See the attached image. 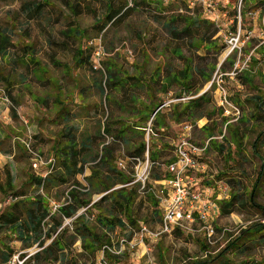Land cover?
Masks as SVG:
<instances>
[{"label": "rangeland", "instance_id": "obj_1", "mask_svg": "<svg viewBox=\"0 0 264 264\" xmlns=\"http://www.w3.org/2000/svg\"><path fill=\"white\" fill-rule=\"evenodd\" d=\"M24 2H31L33 5L40 3L43 6L38 13L26 14L21 9ZM108 3H111L114 10L121 11L119 18L117 17L113 22L107 18ZM207 3H211L212 7H207ZM67 4L75 6L77 14H72ZM247 5L251 7L253 4L248 3ZM260 8L264 11L262 6L247 10L255 12V15L240 14L235 26L233 14L235 9L237 14L240 12V0H8L2 4L0 7V29H5L10 33L11 41L15 46L8 49L4 56L0 55V184L5 181V165L9 167L16 186L26 182L27 173L45 175L47 166L43 165L38 170H32L25 155L27 151L24 141L29 135L35 137L36 140L46 132L71 128L70 131L76 135L83 129L92 135L93 140L97 143L98 151L86 154L84 173L77 174L74 178H67L65 183L55 185L51 189V194L54 196L53 200L62 201L70 185L77 182L84 190L82 191L83 197L89 199L90 204L99 201L105 194L102 190V183H97L95 180L90 183L87 178L92 166L99 169L94 163L98 158L100 147L108 139L110 140L111 135L116 134L119 129L118 125L126 123V126H129L130 122L136 118L135 113L143 110L144 105L133 102V100L137 101L144 97L155 102L152 97L161 91L159 87L161 83L157 84L158 78H161V72L165 71L174 78L167 82V87L172 85L176 89L173 91L172 98L182 95V91L179 89H184L182 86L184 79L181 82L179 80L182 79L181 74L188 62L187 65L190 66L188 82L196 90L208 84H212V87H218V83L227 85L228 80L225 79L227 74L221 68L220 61L229 50L228 39L232 33L240 31L242 38L247 34L250 35V38L242 44L240 50L236 49L227 56V60L230 59V62L226 65V70L232 65L233 69L236 65L239 70L233 80L245 82L246 78L247 81H254L264 87V73H262L264 69L261 70L257 65L256 71L253 70L256 66L254 47L259 45L257 47L259 49L260 45H264L260 38L261 19L264 13ZM190 13H192L191 16H189ZM187 16L199 21V23L190 26L189 34L183 32L185 25L181 20ZM99 20L100 22H98ZM70 25L86 29V37L80 42L64 39L61 31ZM173 30L179 33V39L176 40ZM213 31L217 36L213 45H209V42L203 44L197 42L200 40L199 38H203ZM78 44L84 45V48L92 49L90 62L84 67L76 66L72 59L73 50ZM22 46L30 47V56H33V59L39 63L36 69L27 66L30 65L28 61L20 60L24 57ZM219 48H221L220 51ZM96 50L99 51V55L94 53ZM175 51L177 53H171ZM217 51L218 53H216ZM29 57L27 56V58ZM245 63L246 65H244ZM162 64H167L168 70ZM242 68L251 71L241 74ZM200 69L204 73L203 76L210 75L211 78L209 80L202 79ZM144 77L147 79L150 77L148 83L145 82ZM141 78L143 84L139 83ZM117 79H120L118 85L121 87L120 89L108 85L109 80ZM149 87H152V90H149ZM59 88L60 93L58 92ZM55 90L56 92H54ZM55 93L62 94V98L67 103L69 102L68 108L71 114L67 122L50 120H54L52 96ZM148 93H151L152 97H149ZM71 96L75 99L73 104H71ZM82 100L86 107L81 111L77 109V106ZM158 103H154V106L151 107H145L144 113L148 118L151 117V112ZM209 113H211V104L204 101L201 103L200 109H196L197 117L204 114L209 115ZM81 114L84 116L83 119H81ZM155 119L160 120L159 114L155 116ZM252 122L254 127L250 129L246 124L251 125L249 116L247 114L239 115L237 123L239 126H243V133L248 134L244 140L241 139L244 143L248 141L251 132L257 133L256 121L252 120ZM103 125H109L112 129L109 135H103ZM236 125L230 126L224 135L228 136L230 130L237 131ZM222 132L220 131L218 134H222ZM127 133H129L128 136L130 135L127 138V141L131 142L130 147L124 146V151L117 153L120 157L132 155L129 151L134 148L132 142L138 143L146 139V137L143 139L139 133ZM189 139L191 140V138ZM37 140L35 145L37 151L46 157H56L57 160V156L54 155L55 151H51L48 142L43 144L42 138L41 142ZM207 140L209 139L206 138L201 143L191 141L201 145ZM152 141L150 139L149 142L151 148H153ZM212 141L216 140L210 139L209 145ZM38 142L42 145L37 144ZM113 148L116 149V147ZM207 151L203 155L205 161ZM152 156L151 150L150 157ZM141 157L143 161L147 159L145 154ZM159 157V163H164L173 156L168 152L160 154ZM229 160L231 163L237 164L231 154L217 158L216 165H209L206 161L208 168L204 174L207 173L216 180L224 179L228 176L224 168H226L225 165H229ZM238 161H240L239 165H242L240 168H243V172H245L246 181L243 180L244 185H242L239 183L241 180L237 178L235 180L239 181L236 186L238 184L241 188L240 191H243H239L238 195H242L244 198L242 193H247L250 190L251 181L254 180V165L255 163L258 165V160L254 159V154L248 153L241 154ZM60 171L61 169H57L53 173ZM165 173L163 167H153L146 184L149 183L152 188L154 185L157 187L158 184H155L152 177L165 175ZM101 175L103 183H111L112 189H119L123 186L117 182L118 178L115 175L108 176L109 178L105 177L104 173ZM202 185L213 187L216 184L213 181L207 183L205 181ZM124 186L125 189L134 191L131 214L133 219L138 221V225L135 226L132 233L129 230L122 232L116 228L109 236L114 245L118 244V239L125 237L128 241L135 243V246L133 249L126 247V250L118 256L117 261L108 259L109 264L116 262L119 264H161L165 261L172 262V259L175 263L178 258L184 257V255L191 260H196L209 254L211 257L228 258L232 264H264V239L245 238L238 243L240 244V248L236 249L238 251H234L235 248L231 247L228 250L231 252H224L232 241L241 237L243 231L255 222L259 215L254 212V208L239 204L232 214L220 217L215 224L216 233L211 239L212 245L207 242L205 235L201 232L184 234L179 237L162 236L160 239L154 240L149 237H141L138 228L142 224L150 230H155L159 222L157 213L162 212L161 208H157L153 204L150 194L142 189L141 182H130ZM236 186L234 188L237 192ZM25 190L32 191L31 187L27 186ZM152 198L155 200L154 196ZM6 203H8V199H5L0 191V206ZM256 203L264 207V193L258 195ZM87 207H80L79 212L85 214L86 223L101 236L106 232L105 228L97 221L98 210L104 211L106 215L121 216L117 212V208L112 207L109 200L99 201L98 207L92 206L89 209ZM64 223L69 224L70 219L64 220ZM261 234L264 235V232ZM244 245H246V249L243 248ZM205 248L208 250L207 253L203 251ZM35 249V247H31L27 250L31 252ZM98 253L96 258L91 260V257L84 254L79 242L76 244L73 255L76 258V264H96ZM162 258L163 261L160 262ZM19 262L15 255L9 264H18Z\"/></svg>", "mask_w": 264, "mask_h": 264}, {"label": "trees", "instance_id": "obj_2", "mask_svg": "<svg viewBox=\"0 0 264 264\" xmlns=\"http://www.w3.org/2000/svg\"><path fill=\"white\" fill-rule=\"evenodd\" d=\"M7 1L8 0H0V7ZM248 3H251L253 5L250 7L247 5ZM240 5V14L246 16L249 12L247 11L249 8H259L260 6L264 8V0H240ZM42 6L43 4L40 3L33 5V3L31 2H24L21 5V9L26 14L31 12L38 13L41 10ZM68 8L70 9L72 14H77V8L75 6L68 5ZM262 13H264V11H262ZM106 14L107 18L110 19V22H113L117 17L119 18V16L121 15V11L114 10L111 3H108ZM191 15L192 13H190L189 16ZM189 16L181 19L185 25L183 32L186 34H189L188 32L191 25L199 23L198 20H194ZM233 16V24L236 26L238 16L236 9ZM98 22H100V20ZM173 32L176 40L179 39V33H176V31L174 30ZM213 32L203 38H199L200 40H198L197 42L202 44L204 42H209V45H213L217 37L215 35V32ZM86 34V29H81L74 25H70L66 29L61 31V35L64 39L77 42H80V40L84 39L86 37ZM12 46L15 45L11 41L10 33L5 29H0V55L4 56L8 49H10ZM29 48V46H22V55L24 57H22L20 60L28 61V64L30 65L27 66H32L36 69L38 67L37 64L39 63L35 59H33V56H30L31 54L29 52ZM220 50L221 48H219V51ZM216 53H218V51ZM27 56L30 57L27 58ZM91 56L92 49L90 47L84 48V45L82 46L78 44L75 50H73L72 59L76 66L84 67L90 62ZM224 67L225 63H222L221 68ZM189 71L190 66L185 65L184 70L181 74L182 78L184 79V83L182 84V86H184V89L187 88V77ZM199 72H201L200 74L202 75V79L209 80L211 78L210 75L208 77L203 76L204 73L201 69L199 70ZM119 80L120 79L109 80L108 85L112 88L114 86L116 87V89H120L121 87L118 86L120 84ZM139 83L141 82L139 81ZM134 86L137 87L138 85ZM149 90H152V87H149ZM165 90L166 89L163 87V92ZM54 92H56V90ZM58 92L60 93V88ZM150 94L149 97L151 96ZM52 98V105L54 108L53 121L59 122L61 120L62 122H67L71 114L68 108L69 102L67 103L66 100L62 98V94L58 93H55ZM70 100L71 104H73L75 101L73 96H71ZM202 102V99H197L196 109H200ZM152 106H154V103ZM261 117L262 116H259V114L254 115V118H256V120L260 119ZM147 119L150 120V118ZM154 121L155 118L151 121V125L154 124ZM70 130L71 128H69L68 130H60L58 136L60 140H57L56 143L59 145L60 142L64 141L66 143V146L63 148H54L53 151H55L54 155L57 156V160L56 157H53L54 163L53 165H48L45 168V175H34L27 173L26 182L20 186H16L9 167L7 165L4 166L5 181L0 184V191L5 196V199H8V203L1 206L0 208V264H9L15 255H17V258L19 261H21V264H76V258L73 255V252L76 249L74 243L77 239L80 240V246L84 254L91 257V260H94L96 258V254L100 251L101 247L104 244H112L109 235L116 228H119L122 232L129 230V232L132 233L135 230V226L138 225V221L133 219L131 214V206L134 202V191L125 189L126 187L124 186L125 184L130 182L134 183L132 167L133 164L131 162H128L126 170L117 168L116 162L121 157L114 154L115 148H113L118 144V140L121 139L119 138V136L120 133H123V131H116V134L114 136L111 135L110 140L108 139L101 145L98 158L94 163V165H97L99 169L95 168V166H92L90 174L87 178L90 183H92L93 180H95V182L97 183H102V190L103 192H105V194L101 196L99 201L109 200L112 204V207L117 208V212H119V214L121 215L120 217L114 214L106 215L104 214V211L98 210L97 221L102 227L105 228L106 234L102 236L98 235L84 220L85 214L79 212V209L82 206H88L87 209L92 206L98 207L99 201L90 204V200L85 199L82 195V191L84 190L79 185V183L75 181L74 184L70 185L68 191L63 197V200L60 201L62 202V204L56 210L52 209V201L56 200H53L54 196H52L51 194V189L55 185L67 182V178H74L77 174L84 173L85 157L87 156V153L91 152L90 149L84 150L81 148L79 150H76V135ZM111 132L112 129L109 125H103L104 136L109 135ZM141 137L144 139L143 134H141ZM34 138L35 137H32L34 142L33 145L35 147L36 140L38 139L37 141L41 142V139L40 137H37L36 140ZM143 141L138 142L134 146L133 150L130 151L132 155H123L122 157H141V155L144 154L146 139ZM40 142H38L37 144H39ZM92 142L96 143V141L94 140H92ZM150 152L151 149L149 151V160L155 163L158 162V164H154L152 168L160 166L164 169V166L162 165L163 163H159V159H155L154 153L153 156L150 157ZM25 155L28 158L30 164V156L28 155V153H25ZM129 163L130 165H128ZM57 169H61V171L58 173H53ZM102 173H104L105 177L115 175L118 178L117 182H120L121 184H123V186L119 189H112L113 185L111 183H103L101 175ZM165 177H167V172L165 173V175H154L152 179L160 181ZM242 177H244V179H238L242 182H235L225 179L229 189L235 190L234 187L238 182L244 185L243 180L246 181L245 172L242 173ZM256 181L260 182L261 179L257 177ZM26 186L31 187L32 191L27 192L25 190ZM149 187L150 185L148 183L144 191L150 194L151 199L153 200V204L158 208V201L157 199L154 200L152 198L153 194L151 193V191H149ZM236 188L238 191L232 194L229 200L227 199L226 201L220 203L219 206L221 214L229 215L233 213L236 207H238L240 204L247 205L249 208H254V212L258 213L259 216H257L255 222H253L249 228L243 231V235L241 237H238L227 246L224 252L228 251L231 247L238 249L239 247H236V245L245 238L249 239L250 237H256L259 239H264V235L261 234L262 232H264V222H262V220H264V207L256 203L258 194L256 191L257 187L256 185H254V180L251 181L250 190L247 193H242L244 194V198L242 197V195H238L239 191L241 190L238 184ZM65 219H70V223L64 224ZM141 225L142 224L139 225L138 230H140ZM15 240L21 243L20 249H16L13 245L10 244ZM245 246L246 245H244L243 247L244 249H246ZM31 247L36 248L32 254L21 251ZM203 251H205L206 253L208 252L206 248L203 249ZM107 257L110 260L112 259L113 261H116L115 259L118 256L107 255ZM218 258H221V256L211 257L209 254L205 255L204 258L196 260L189 259L185 262V264H213ZM161 261L162 260L160 259V262ZM115 264H117V262Z\"/></svg>", "mask_w": 264, "mask_h": 264}, {"label": "crops", "instance_id": "obj_3", "mask_svg": "<svg viewBox=\"0 0 264 264\" xmlns=\"http://www.w3.org/2000/svg\"><path fill=\"white\" fill-rule=\"evenodd\" d=\"M256 43V41H254ZM259 45L254 47V63L256 66L254 67V71H256L257 65L260 66L261 70L264 69V45H260V48L257 49ZM257 49V50H255ZM171 53H176V52H171ZM240 53V52H239ZM227 54L224 55V57L221 59L220 63H225V67L222 68L225 72V79L228 80L227 85H222L223 89L227 93L228 100L230 102V106H220V97H221V92L219 87L213 86L212 84H208L203 88L195 89L192 84H190L188 81L187 77V88L186 89H179L182 91V95L177 97V98H172L173 91L176 90L175 88L170 85V87H167V82L169 80H173L174 78L170 75H168L165 71L161 72V78H158L159 81L158 83H161L159 87L161 88V91L158 92L156 95H154V101L152 100H147L144 97H141L137 101L133 100V102H138V104L144 105L143 110H139L138 113H135L136 118L130 122L131 124L127 127L126 123L125 124H120L118 125V130L117 131H123V133H120L118 140V144L115 146L116 149L114 150V154L117 155L118 152L124 151V146L130 147V141H127V138L130 137L128 136L129 133L127 132H133V134L139 133L143 134L144 137H146L145 134V128H147L148 125V116L144 113L146 111L145 107L149 106L151 107L153 103L159 102V104L155 105V108L153 109V112L158 109L156 115L159 114L160 120L154 121V124L151 125V128L153 129L154 132H156L155 136H152L150 139L151 144H153V148L151 150L154 153L155 159H159L160 154H165L170 152L173 156V149L175 144L179 141L180 137L183 135H187L189 138H191L192 141L196 143H201L203 142L206 138L207 139H215L216 141H212L210 145H208V151H207V159L206 161L208 162L209 165H216L215 160L217 158H222L225 157L227 154L233 155V159L236 161L237 164L231 163L229 160V165H225L226 168V176L224 179L226 180H234L236 182L237 179H241L243 168L242 165H239L238 158H241V154H248L252 153L254 154V159L258 160V165L255 163L254 165V185L257 187V194L259 195L260 193H264V87L262 85H259L258 83L249 82L245 78V82L241 80H233L232 75H229V72L232 70L233 65L226 70L227 66L229 64V60L227 59ZM189 63V62H188ZM186 63V66H188ZM246 65V63L244 64ZM165 66L164 68L168 70L167 64L163 65ZM245 68V67H244ZM242 68V70L244 69ZM250 69H245L241 74H246L247 72H250ZM264 71V70H262ZM264 73V72H262ZM240 74V75H241ZM145 82L148 83V80L150 77L147 79L144 77ZM180 78V77H179ZM156 80V78H155ZM183 80L180 79L179 81L181 82ZM142 78H141V84L142 83ZM174 82V81H173ZM190 84V85H189ZM163 87L166 89L163 92ZM149 96V93H148ZM184 97H186L184 99ZM197 99H202V101L210 103L211 104V113L204 114L203 116H196V103ZM85 104L83 103V100L80 102V104L77 106V109L83 110L85 108ZM234 107H236L241 115L247 114L250 119L251 125L248 123L247 126L251 128L254 127V124L252 120L256 121L257 124V133L254 134V131L251 132L248 136V141L244 143L241 139H245L248 134L243 133V126L237 123V119L233 117V111ZM224 109L230 111V115H227L224 113ZM153 112H151L153 114ZM151 114V115H152ZM255 114H259V116H262L260 119L256 120L254 118ZM155 115V116H156ZM197 117V118H196ZM84 116L81 114V119H83ZM150 118V117H149ZM155 118V117H154ZM53 121L52 119H50ZM237 124V131H232L230 130L228 132V136L224 135V132L230 127L234 126ZM191 125L192 129L187 130L186 126ZM132 130H139V131H132ZM248 128V127H247ZM220 131H223L222 134H218ZM142 132V133H141ZM60 133V130H57L55 132H50V133H43L40 137L42 138V143L46 144L48 142V147H50L51 151L54 150L55 147L57 148H63L66 146V143L60 142L59 145L56 143L57 140H60L58 137ZM200 133V136L198 137V134ZM93 137L92 135H89L86 131H79L76 134V150L79 149H90L91 151L93 150L94 152L98 151L97 143L92 142ZM137 141V140H135ZM217 143V144H216ZM132 144L135 146L137 143L132 142ZM40 145H42L40 143ZM133 146V147H134ZM152 147V146H151ZM47 148V147H46ZM133 150L129 149V151ZM240 155V156H239ZM173 158V157H172ZM171 158V159H172ZM169 159V160H171ZM86 165V164H85ZM224 165V164H223ZM241 171V172H237ZM239 175V176H236ZM246 176V175H245ZM259 177L261 179L260 182H257L256 179ZM244 178V177H242ZM215 178L209 174H204L200 173L199 174V179L198 182L199 184H204L206 181H213L214 182ZM153 181H157L154 180ZM202 186V185H201ZM214 196L215 194L218 193V189L214 188L213 189ZM236 193L235 190H230L229 189V195H228V200L230 199L231 195ZM1 208V206H0ZM159 217V222L157 223L156 229L159 227L161 218H162V212L157 213ZM232 214V213H231ZM230 215V214H229ZM212 216V220L214 224H216L217 220H219L220 217H227L228 215H222L220 212V209L217 211H214ZM65 224V223H64ZM199 222H196L194 224V227H199ZM196 233L194 232H188L187 230L183 229H176L173 231L171 234H164L162 236H183L184 234H192ZM198 233V232H197ZM202 233V232H201ZM203 235V234H202ZM159 237V239L161 238ZM244 240V239H243ZM80 242L79 239H77L74 243V246L76 247V244ZM242 242V240L240 241ZM13 245L16 249H20L21 243L19 241H12L10 243ZM236 245V244H235ZM240 248V244H237L236 247ZM28 250L30 248H27ZM27 249L21 250L28 252ZM235 248L234 251H238ZM34 251L28 252L29 254H32ZM228 252H231L228 251ZM186 257V258H185ZM119 259L118 257L115 259L117 261ZM190 258L184 255V257L178 258V260L173 263L165 261L163 264H185L187 260ZM163 261V258H162ZM162 263V262H161ZM119 264V263H117ZM213 264H232L230 259L221 257L218 258Z\"/></svg>", "mask_w": 264, "mask_h": 264}, {"label": "built area", "instance_id": "obj_4", "mask_svg": "<svg viewBox=\"0 0 264 264\" xmlns=\"http://www.w3.org/2000/svg\"><path fill=\"white\" fill-rule=\"evenodd\" d=\"M207 7H212L211 3H207ZM248 15H255V12L249 11ZM240 16L238 13L237 18ZM260 38L261 43H264V16L261 19ZM241 33L234 32L228 39L227 45L229 50L227 55L232 51L241 49L242 44L250 38L247 34L244 38ZM99 55V51H95ZM239 69L237 66L229 72V75L236 76ZM221 92L220 106H230L227 93L223 89L221 83H218ZM233 117L239 118L240 112L234 107ZM158 109H156L150 117L147 128H145L146 144L144 154L146 160L142 157L119 158L117 160V168L121 170L127 169V163L131 162L133 165V182H141L142 189L146 188V182L149 181V175L154 164L149 160L150 144L149 139L156 135V132L151 128V121L154 119ZM224 113L230 115V111L224 109ZM187 130H191L192 126L187 125ZM32 136L24 141L26 151L30 156V165L33 170L40 169L39 167L53 165V157H46L41 155L33 145ZM209 145V140L203 144L193 143L185 134L180 137L173 149V158L168 162L163 163L167 177L160 181H154L158 184L156 187H149L155 199H157L159 207L162 210V218L160 225L155 230H150L147 226L141 225L139 233L141 237H149L151 239H158L161 235L171 234L176 229L187 230L188 232H202L205 235L207 242L212 245L211 239L216 233V226L213 222L212 214L214 211L220 209V203L226 201L229 195V187L226 180H214L216 184L213 187L199 184V174L205 173L208 164L203 155ZM202 185V186H201ZM217 188L218 193H213V189ZM62 202L52 201V209L56 210ZM67 220V219H65ZM199 222V227H194V224ZM264 222V220H262ZM135 243L128 241L125 237L118 239V244H104L99 253L96 264H109L107 255L120 256L127 248L133 249ZM21 264V261L19 262Z\"/></svg>", "mask_w": 264, "mask_h": 264}]
</instances>
